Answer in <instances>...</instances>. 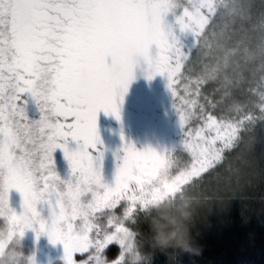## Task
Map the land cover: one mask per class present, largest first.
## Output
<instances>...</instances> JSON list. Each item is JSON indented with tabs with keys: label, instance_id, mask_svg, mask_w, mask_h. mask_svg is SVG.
<instances>
[{
	"label": "trees",
	"instance_id": "1",
	"mask_svg": "<svg viewBox=\"0 0 264 264\" xmlns=\"http://www.w3.org/2000/svg\"><path fill=\"white\" fill-rule=\"evenodd\" d=\"M19 3L0 0V150L9 148L12 162L22 166L18 157L29 139L56 142L69 133L68 140L87 139L76 145L86 162L99 159L107 166H99L90 188L82 170L66 169V179L59 181L39 175V180L56 182L57 191L68 190L66 201L75 202L64 213L54 212L58 225L52 226L53 233L66 236L69 221L73 234L85 239L86 248L78 254L66 251L68 256L77 264H264V0H173L170 7L163 6L174 16L165 44L176 46L175 30L193 27L189 51L172 70L159 62L149 68L159 61V53L144 62L125 81L129 85L125 108L113 112L114 101L112 114L95 110V95H88L79 77L70 80L78 70L94 79L96 88L108 90L110 82L121 79L115 60L98 64L92 50L79 52L90 44L87 34L95 20L79 8L74 21L78 32L67 29L71 17L65 26L53 23L52 30L60 36H76L53 59V47L40 43L36 16L23 17ZM62 3L40 2L45 4L42 12L49 15ZM48 20L42 29L51 16ZM61 43L59 39L53 45ZM168 102L176 105L179 115L187 110L175 136L177 147L135 184L141 192L124 188L131 159ZM34 122L40 125L35 128ZM128 128L133 139L119 134ZM29 130L32 136L26 137ZM221 133L227 135L225 141L199 157L198 148ZM189 156L201 164L187 165L185 176L178 177ZM43 165L47 170L41 173H52L50 164ZM137 165L141 168L143 163ZM5 170L6 163L0 160V182ZM172 180L177 181L174 188L164 189ZM78 184L85 187L78 189L80 195ZM1 201L0 210L7 217L10 204L3 197ZM124 218L129 236L119 244L111 234ZM9 221L10 216L0 225V264H15L11 257L25 264L28 249L17 245L23 231Z\"/></svg>",
	"mask_w": 264,
	"mask_h": 264
},
{
	"label": "rangeland",
	"instance_id": "2",
	"mask_svg": "<svg viewBox=\"0 0 264 264\" xmlns=\"http://www.w3.org/2000/svg\"><path fill=\"white\" fill-rule=\"evenodd\" d=\"M20 1L22 4L19 3V10L23 17L36 16L37 26H39L37 33L39 34L40 31L43 39L40 43L44 44V46L49 44L53 47V59L59 58L64 49L69 47L76 37L73 34L66 33V29L62 30L64 31L62 33H66V36H60V33L52 30L54 27L53 23L65 26L67 25L65 21H68L71 17L73 23L67 29L78 32L79 29L74 21H77L75 17L79 8L84 11L85 17L91 21L92 18L95 20V24H90L92 32L87 34L90 44L86 47L83 46L86 51L81 50L79 52L88 54L87 51L92 50L91 54H95L98 64L104 60L110 62L115 60L114 70L115 72L119 71L118 76L120 75L121 79L117 82H110L108 90L96 88L95 84L97 82L94 79H89V77H84L85 73H79L78 70L75 73L73 72L70 80L72 81V79L79 77L87 85L88 95L90 96L91 92L95 95V110L99 113L112 114L110 108L114 101L113 112H116L114 110L120 112L121 109L125 108L124 104L127 102L126 96L129 87L125 81L128 80L129 75L131 76L135 70L138 69L139 71L144 62L151 61L159 53V61L151 62L149 68L158 67L157 64L159 62L164 68L172 70L173 66L188 53L189 46L192 43L190 42V35L194 33V29L193 27H187L184 31L175 30V36L179 40L176 46L175 44L171 46L165 44L171 36L165 38L166 34H168L167 32L173 29L174 16L166 12L163 6L170 7L173 0H74L73 4H70L68 0H64V5L63 3L58 5L55 9L56 12L50 13V15L48 12H42L45 4H40L41 0ZM49 16L52 18L50 24L42 29V26L45 25L44 23L49 21ZM196 17L200 19L199 15H196ZM25 26L27 27L28 25L25 23ZM59 39H62V43L54 47L53 44ZM49 62L47 61L48 64ZM53 76H56V72ZM53 79L58 78L55 77ZM61 83L63 82L61 81ZM131 86L137 88L136 85ZM116 87L118 91H116ZM36 95L41 94L37 91ZM54 95L58 99L59 92ZM160 110L157 119L154 120L151 129L148 130L147 138L138 149L137 157L131 159L133 162H130L129 171L121 184L124 188L132 186L141 192V189L135 184L139 183L152 164L162 160L167 161L169 154L177 147L175 136L181 129L187 110L179 115L178 109L173 102L166 103V106L160 108ZM106 122H104V125L102 124V127H105ZM34 125L37 128L40 124L34 122ZM127 127H130V124H127ZM46 128H42L43 132H45L44 129ZM99 131L101 132V130L96 132ZM30 132V130L27 132L28 136L26 137L32 136ZM100 132L97 134H100ZM58 133L60 134V132ZM68 134L66 133V136L63 135L56 138V142H54L55 139L46 137L37 142L33 138L29 139L23 153H20L21 156L18 157L22 166L12 162L13 155L11 156L9 153V148L4 147L0 150V155L2 156H0V160H2V163H6L7 168L3 176L4 180L0 182V202H2L1 199L3 197L5 202H9L11 209L7 217L0 210V225L3 226L4 221L6 222L10 216L9 223L14 224L12 226L18 225L22 229L20 231H23V233L19 234L17 245L28 249L24 254L28 256L25 264H54L57 261H61L62 264H77L73 261V257L68 256L66 251L75 253L80 249L82 251L87 245L84 244L85 239L81 240L73 234V228L69 221L67 223L68 234L66 236L53 233L52 226L55 225L57 227L58 225L54 212L64 213L69 207H74L75 202L66 201V198L70 196V192L68 190L57 191L56 182H51L48 178H45L47 182L44 181V178L39 180V175H43L45 177H55L59 181L66 179V174H64L66 169H70L72 173L82 170L81 173L90 179L87 182L89 188L92 187L91 184L100 174L99 166L105 164L101 163L103 160L98 162L99 159H93V162H86L87 158H83L85 156L79 153L77 148L80 149V147L76 145L82 144L87 139L75 138V140H68ZM119 134L124 136L125 139H133L129 128L119 130ZM226 138L227 135L223 133L219 136H212L208 141L209 145L204 146V148H198V156L204 157L209 150L213 151L210 148L211 146L218 142L222 143ZM15 148L17 149V146ZM55 151L54 157L49 158L47 156V152ZM138 161L143 163L141 168L137 165ZM196 162L200 165L202 161L197 159L195 161V158L189 156L185 161L186 166H184V169L181 168L183 169L182 173L178 172V177L185 176L187 165L192 167L196 165ZM207 163L208 161H205L202 164L204 166ZM43 164L46 166L50 164L52 173H41L43 169L47 170ZM3 167L5 168L4 165ZM104 167L107 166L105 165ZM12 176H16V179ZM163 181H165L164 178ZM176 182V180L170 181L164 189L169 188L171 191ZM80 187L81 184H78L76 190L78 195L81 193L78 189H85V187ZM73 215L71 214V218H73ZM126 226L127 220L124 218L114 233L111 234V237L119 244L125 243L126 236H129V230ZM3 245L5 246L6 243ZM1 246L0 251L2 249ZM14 253L15 251L11 254L13 255ZM11 260L15 264L23 263V260L20 259L17 262L16 257H11Z\"/></svg>",
	"mask_w": 264,
	"mask_h": 264
}]
</instances>
